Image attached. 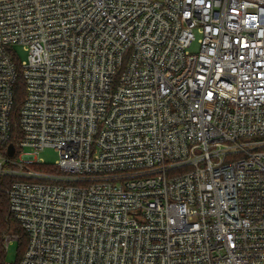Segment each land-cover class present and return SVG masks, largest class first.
<instances>
[{
	"label": "built area",
	"instance_id": "2783aa9c",
	"mask_svg": "<svg viewBox=\"0 0 264 264\" xmlns=\"http://www.w3.org/2000/svg\"><path fill=\"white\" fill-rule=\"evenodd\" d=\"M0 177L20 264H264V0H0Z\"/></svg>",
	"mask_w": 264,
	"mask_h": 264
},
{
	"label": "trees",
	"instance_id": "16d2710c",
	"mask_svg": "<svg viewBox=\"0 0 264 264\" xmlns=\"http://www.w3.org/2000/svg\"><path fill=\"white\" fill-rule=\"evenodd\" d=\"M15 106L12 114L13 119V142L21 137L22 131L19 124V109L25 96L24 82L20 77L14 87ZM15 178L12 177H0V264H20L23 254L28 244V238L26 233L11 211L9 196L5 191L6 186ZM8 234H17L20 238L18 240L20 244V251L16 263H11L7 257V245L6 236Z\"/></svg>",
	"mask_w": 264,
	"mask_h": 264
},
{
	"label": "rangeland",
	"instance_id": "374dc122",
	"mask_svg": "<svg viewBox=\"0 0 264 264\" xmlns=\"http://www.w3.org/2000/svg\"><path fill=\"white\" fill-rule=\"evenodd\" d=\"M200 38V35L197 33V39ZM200 48V44L198 40L194 41L191 47L189 48L190 51L196 52ZM18 57L23 61L27 59L28 53L23 49L21 45L16 46ZM40 158L44 159L47 164L54 165L58 158L59 153L54 147H45L43 150L40 151L39 155ZM20 251V244L18 240H13L7 246V257L11 263H16L18 259Z\"/></svg>",
	"mask_w": 264,
	"mask_h": 264
},
{
	"label": "water",
	"instance_id": "95a60500",
	"mask_svg": "<svg viewBox=\"0 0 264 264\" xmlns=\"http://www.w3.org/2000/svg\"><path fill=\"white\" fill-rule=\"evenodd\" d=\"M15 152H16V147H15V144L12 143L9 145V152L8 153L10 156H13L15 154Z\"/></svg>",
	"mask_w": 264,
	"mask_h": 264
}]
</instances>
